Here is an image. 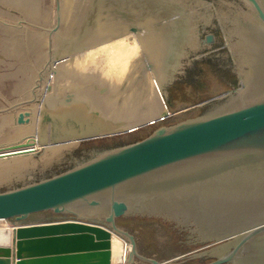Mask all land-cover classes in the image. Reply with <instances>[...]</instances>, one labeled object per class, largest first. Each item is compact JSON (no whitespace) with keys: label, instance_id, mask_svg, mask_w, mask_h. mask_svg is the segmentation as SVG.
<instances>
[{"label":"water","instance_id":"water-1","mask_svg":"<svg viewBox=\"0 0 264 264\" xmlns=\"http://www.w3.org/2000/svg\"><path fill=\"white\" fill-rule=\"evenodd\" d=\"M201 18L220 25L237 85L213 87L223 93L197 114L205 91L164 87L194 54ZM47 35L32 99L0 109L34 124L23 107L53 66L34 130L0 142L39 147L0 157V220L12 228L0 264H113L112 237L123 264H264V0H54ZM41 213L55 218L32 220ZM128 220L161 222L133 225L147 227L142 249L156 259Z\"/></svg>","mask_w":264,"mask_h":264},{"label":"rangeland","instance_id":"rangeland-1","mask_svg":"<svg viewBox=\"0 0 264 264\" xmlns=\"http://www.w3.org/2000/svg\"><path fill=\"white\" fill-rule=\"evenodd\" d=\"M0 1H1L0 2V13H1L0 14V109H2L10 106L11 104H14L15 102H19L21 100L24 101L30 98L32 99V90L34 88V83L37 79L38 73L43 70V66L47 60L48 44L43 42L44 45L47 44L46 47L42 46L43 45L42 44L41 47L40 46L35 47L36 48L35 50L31 45L32 43L29 42L30 40L28 39V37L32 32L34 34L36 33L37 37L38 36L48 37L47 29L51 28L54 25V0H31L33 2L31 4H36V6L40 7L41 9L37 7V10L42 11V14L44 13L43 14L44 17L46 16L45 17L46 20H44L45 18L39 20L40 22L37 20L40 24L37 21H35L36 19L33 20V22L34 23L37 22V24H34L33 22L29 21L27 17L23 16L24 15L23 11L20 10L19 8H18L19 10L18 9L15 10L16 7L13 6L14 5L13 3L16 1L19 4H21L23 0H15V1L0 0ZM12 1L14 2L12 3ZM29 1L30 0H25V2H29ZM9 2L13 4L12 5L10 3L11 7H9L10 5L6 6V4H8ZM27 20L28 23L31 22V25H28ZM3 21H5V23H3ZM42 21H45L44 25L42 24ZM29 27L32 30L28 29ZM8 28L9 29L13 28L12 30L15 31L16 35L18 34V37L20 36L16 48H12L10 46L13 44L11 43L10 40L7 39L8 37H6L4 34V29L6 30ZM34 29L36 30V32ZM19 31L22 34H20ZM29 31H31L30 34H28ZM39 34L40 35L43 34V35L40 36ZM25 36L27 38H25ZM22 37L23 39H21ZM51 38H50V43H52L53 45L52 44L50 45L52 46L53 55H54V35H52ZM46 71L49 72L48 70ZM46 71L44 70V73L42 74L44 78L42 79L40 88L35 91L37 94V100L30 104H26L23 107L31 110L33 114L34 117V124H32L33 128H35L36 126L35 124V119L37 118L36 113L38 112L37 109L39 108V102L41 100L40 92L42 91V88L45 84L44 82L45 79L48 78ZM13 121L14 118L12 114H7V115L4 114L0 116V142H4V141L6 142L10 138H14V137L16 138L17 136H20V134L19 135L13 134L15 129L23 130L24 128L27 127L26 125L13 126ZM9 122L11 124H9L8 126ZM30 132L31 131L24 132L21 135L28 134ZM14 186L17 185L15 183L10 185V187H14ZM35 218L38 217L36 216L33 217L32 219Z\"/></svg>","mask_w":264,"mask_h":264},{"label":"flooded vegetation","instance_id":"flooded-vegetation-1","mask_svg":"<svg viewBox=\"0 0 264 264\" xmlns=\"http://www.w3.org/2000/svg\"><path fill=\"white\" fill-rule=\"evenodd\" d=\"M184 15H190V12H188V9L184 12ZM179 16H173L169 18H165L162 20H159L157 25L161 26V24H166L167 22H173L174 20H179ZM205 21L201 18L200 20L197 21V24L195 26L196 34H195V50L193 51V55L190 57L188 60V55L182 60V67L178 72H175L173 74L172 79L167 83V85L164 87L165 90L169 91H176L178 94H182L181 90H188V89H194L200 92H204L200 94V96L205 97L206 95L211 94L212 91L214 90L213 87H217V85L222 84L223 86L226 87L227 89H230L232 86L237 85L236 82V77L233 75V73L230 70V63H231V57L229 54L226 52V49L224 48V39L222 36V31L220 28V25L216 22L213 21L212 26H208ZM188 27V25H187ZM131 30H136V28H131ZM209 36H212V41L207 42V38ZM225 53L228 54V56L225 55ZM209 88V89H208ZM212 89V90H210ZM225 92V91H224ZM198 93V92H197ZM223 92H219L214 95H208L206 99L200 100L196 105H193L199 113L200 105L202 102L209 100L212 97L218 96L222 94ZM198 96V95H196ZM198 96V97H200ZM197 107H199L197 109ZM194 109V110H195ZM192 110V109H191ZM190 111V110H189ZM188 110L184 112H180L178 114H172L165 118L166 120L171 119L175 115H181L184 114V118H189L193 117V115L188 116ZM196 114V115H197ZM164 119V120H165ZM182 119V120H183ZM148 129H142L141 131H138L137 133L127 136L125 138H122L123 140H119V142L126 141H133L135 139H142L145 137L147 134ZM129 137V139H128ZM93 144V142H90L88 144H85L86 146ZM50 213H41V214H36L34 215L35 217L37 216L39 220L41 219H49V218H55L53 215L50 216ZM32 216V217H34ZM150 222V221H155V220H128L121 222L126 223L127 225L126 228L131 231V233L138 238V246H139V251L142 255L150 258L156 259L154 256H151L144 252L142 247L144 246L145 242L144 239L142 238V235L146 233L147 227H138V229H134L133 225L136 222ZM159 222L160 221H155ZM164 224V223H162ZM168 226V225H167ZM150 228V227H148ZM168 228L172 231V226H168ZM172 228V229H171ZM138 233V234H137ZM188 240L184 236H178V239H176L173 242V245L175 244L176 247H181V248H188ZM188 253V252H186ZM185 253V254H186ZM210 262L209 260L206 261H195L192 264H206ZM185 264H188L185 263Z\"/></svg>","mask_w":264,"mask_h":264},{"label":"bare ground","instance_id":"bare-ground-1","mask_svg":"<svg viewBox=\"0 0 264 264\" xmlns=\"http://www.w3.org/2000/svg\"><path fill=\"white\" fill-rule=\"evenodd\" d=\"M15 1V0H14ZM14 1H12V3L14 2ZM1 2V1H0ZM24 2V3H23ZM10 3L11 2H9L8 4H6V6L7 5H10ZM11 3V4H12ZM17 3V4H16ZM21 3V2H20ZM31 3H33L31 0L29 1V2H25V0H23L22 1V3L21 4H19L18 2H14L12 5L13 6H15L16 7V9L15 10H17L18 8L20 9V10H22L23 11V16H25V17H27L28 19H29V21H31V22H33V20H35V21H39V20H41V19H43V18H45L44 17V13L42 14V11H40V10H37V7L38 6H36V4H31ZM9 7H11V5L9 6ZM14 7V8H15ZM13 8V7H12ZM38 8H40V7H38ZM18 9V10H19ZM41 9V8H40ZM11 10V9H10ZM2 12V11H1ZM1 14V13H0ZM7 17V16H6ZM26 19V18H25ZM3 20V19H2ZM44 20H46V18L44 19ZM47 20H48V17H47ZM37 21V22H38ZM25 22V21H24ZM31 22H29L28 23V20H27V23H28V25H31ZM37 22L36 23H34V24H37ZM40 22V21H39ZM38 22V23H39ZM44 22L45 21H42V24L44 25ZM3 23H5V21H3ZM32 23V24H33ZM48 23V22H47ZM46 23V24H47ZM25 24V23H24ZM40 24V23H39ZM28 27V26H27ZM11 28V27H10ZM36 28V27H35ZM42 28V27H41ZM13 29V28H12ZM12 29H4V34H5V36L6 37H8L7 39L8 40H10L11 41V43L13 44V45H10L12 48H16V45L18 44V39L20 38V36L18 37V34L16 35V33H15V31L14 30H12ZM23 29V28H22ZM27 29V28H26ZM28 29H30V27L28 28ZM18 30H20V29H18ZM24 30V29H23ZM30 30H32V29H30ZM35 30V29H34ZM28 31V30H27ZM43 31V30H42ZM17 32V31H16ZM20 32V31H19ZM18 32V33H19ZM30 32L31 31H29V33L28 34H30ZM35 32H36V30H35ZM44 32V31H43ZM39 33V32H38ZM42 33V32H41ZM20 34H22L21 32H20ZM40 35V34H39ZM43 35V34H42ZM42 35H40V36H42ZM45 35V34H44ZM27 36V35H26ZM25 36V38H27ZM46 36V35H45ZM18 37V38H17ZM21 39H23V37L21 38ZM28 39L30 40H28L30 43H32L31 45H32V47L36 50V48L35 47H38V46H40L41 47V45L43 44V42L44 43H47L48 44V37L46 36V37H37L36 36V33L34 34L33 32L29 35V37H28ZM51 41H52V38H51ZM21 42V41H20ZM46 44V45H47ZM46 45H42V46H44V47H46ZM53 45V44H52ZM31 47V48H32ZM18 50V49H17ZM15 52V51H14ZM18 52V51H17ZM20 52V51H19ZM48 70V69H47ZM49 72H47V75H48V78L47 79H45V84H44V86H43V88H42V91L40 92L41 93V100H40V102H39V105H41V103H42V101L44 100L45 101V99H47V95L48 94H50V93H52L53 92V67H51L50 68V70H48ZM50 77V78H49ZM44 78V77H43ZM34 89V88H33ZM52 91V92H51ZM36 93V92H35ZM38 110V109H37ZM37 114V113H36ZM9 124H11L10 122L8 123V126H9ZM14 126V125H13ZM12 127V126H11ZM34 130V128H33V126L32 125H29V126H27L26 128H24L23 130H21V129H19V130H17V129H15V131L13 132V134H23L24 132H29V131H33ZM5 142V141H4ZM38 149H39V147L37 146V144H36V141H35V139H32V140H27L24 144H22V146H20V147H17V148H14V149H0V157H3V156H8V155H14V154H19V153H26V152H31V151H34V152H36V151H38ZM11 231H12V228L7 224V223H0V244H10V242H11ZM111 251H112V263L113 264H123V262H124V259H123V257H122V254H121V252H120V250H119V248H118V246H117V244H116V242H115V240H114V238L112 237V249H111Z\"/></svg>","mask_w":264,"mask_h":264},{"label":"crops","instance_id":"crops-1","mask_svg":"<svg viewBox=\"0 0 264 264\" xmlns=\"http://www.w3.org/2000/svg\"><path fill=\"white\" fill-rule=\"evenodd\" d=\"M35 217V216H34ZM33 218V217H32ZM39 218H35V219H32V220H38ZM54 220V218H49V219H41V220H44V221H49V220ZM0 223H6L5 221L3 220H0ZM1 245V244H0ZM3 246V245H2Z\"/></svg>","mask_w":264,"mask_h":264},{"label":"clouds","instance_id":"clouds-1","mask_svg":"<svg viewBox=\"0 0 264 264\" xmlns=\"http://www.w3.org/2000/svg\"><path fill=\"white\" fill-rule=\"evenodd\" d=\"M132 48H133V55H134L135 54V51H136L135 45H133Z\"/></svg>","mask_w":264,"mask_h":264}]
</instances>
